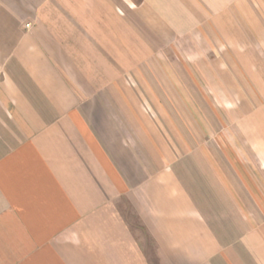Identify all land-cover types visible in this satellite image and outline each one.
Instances as JSON below:
<instances>
[{"label": "crops", "instance_id": "crops-1", "mask_svg": "<svg viewBox=\"0 0 264 264\" xmlns=\"http://www.w3.org/2000/svg\"><path fill=\"white\" fill-rule=\"evenodd\" d=\"M0 264H264V0H0Z\"/></svg>", "mask_w": 264, "mask_h": 264}]
</instances>
